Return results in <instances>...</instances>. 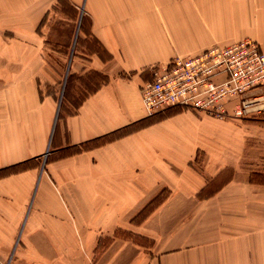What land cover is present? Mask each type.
I'll list each match as a JSON object with an SVG mask.
<instances>
[{"label":"crops","instance_id":"obj_1","mask_svg":"<svg viewBox=\"0 0 264 264\" xmlns=\"http://www.w3.org/2000/svg\"><path fill=\"white\" fill-rule=\"evenodd\" d=\"M6 1L0 169L29 165L0 177V264H90L117 228L145 240L133 264H264V186L227 171L264 129L178 106L150 115L141 96L175 56L247 38L264 52V0H205L188 17L186 0H70L97 48L84 42L71 55L66 85L92 87L60 118L57 91L45 89L57 71L38 32L57 0Z\"/></svg>","mask_w":264,"mask_h":264},{"label":"built area","instance_id":"obj_2","mask_svg":"<svg viewBox=\"0 0 264 264\" xmlns=\"http://www.w3.org/2000/svg\"><path fill=\"white\" fill-rule=\"evenodd\" d=\"M141 96L150 115L174 106L221 120L259 114L264 111V52L258 41L242 39L175 56L155 67Z\"/></svg>","mask_w":264,"mask_h":264},{"label":"rangeland","instance_id":"obj_3","mask_svg":"<svg viewBox=\"0 0 264 264\" xmlns=\"http://www.w3.org/2000/svg\"><path fill=\"white\" fill-rule=\"evenodd\" d=\"M1 1L2 0H0V3ZM13 1L17 0H8L6 3L11 5ZM199 2L203 6L205 0H186L187 17L191 15L195 3ZM80 13V9L75 8L70 0H62L61 2L57 0L47 11L38 27V32L45 37L47 48L49 50L58 51L57 54H54L53 51H47L49 63L51 67L57 71L58 83L46 86L45 89L48 91H57L59 118L66 113L73 112L81 99L92 87V85L89 86L90 88L84 86L81 82L79 83L75 78L71 77H69L67 85L65 83L66 67L71 55L76 53V49L81 50L83 48L82 43L84 44V42L91 45V48H97L96 42L91 37L87 39L81 37L79 27L82 26L83 22L86 24L87 20L84 17L83 21H81L79 16ZM188 20L189 19H187V21ZM8 33L12 34L10 32ZM245 119H248L246 124L259 126L264 129V111L259 114H251L247 118H242L241 120L244 121ZM251 136H253L250 137L253 141L250 142L251 146L244 150L246 151L244 152L245 156L241 159L239 167L230 168L229 166L227 171L231 173L239 169L240 173H248V183L250 185L264 186V134H262V136H257L258 139L257 137L254 138L256 135ZM254 139H257V141H254ZM46 157L47 155H45V157L43 156V158ZM27 165H29L28 162L5 168L6 171L4 175ZM166 195L167 190H163L155 195L153 198L154 200L152 199L150 204L142 208L137 215L132 218V221L136 223L143 221ZM132 225H135V223ZM137 243L143 245L145 243L144 238L131 229L117 228L115 231L99 238L91 255L90 264H133V252L137 248L135 247ZM10 262L11 259L7 260L5 264H10Z\"/></svg>","mask_w":264,"mask_h":264},{"label":"trees","instance_id":"obj_4","mask_svg":"<svg viewBox=\"0 0 264 264\" xmlns=\"http://www.w3.org/2000/svg\"><path fill=\"white\" fill-rule=\"evenodd\" d=\"M62 0H59V2H61ZM66 96V95H65ZM156 119V118H155ZM101 141H103V140H95V141H93L92 142V144H94V145H97L98 143H100ZM92 145H90V142L89 143H86V144H83L82 145V147L84 148V149H86V148H89V147H91ZM80 150V149H79ZM6 171V169L5 168H3V169H0V177L1 176H3L4 175V172ZM154 200V199H153ZM152 201V200H151ZM151 202H149L148 204H150Z\"/></svg>","mask_w":264,"mask_h":264}]
</instances>
